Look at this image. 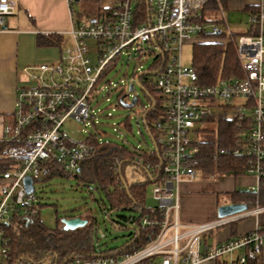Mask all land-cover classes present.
I'll list each match as a JSON object with an SVG mask.
<instances>
[{
	"label": "built area",
	"instance_id": "1",
	"mask_svg": "<svg viewBox=\"0 0 264 264\" xmlns=\"http://www.w3.org/2000/svg\"><path fill=\"white\" fill-rule=\"evenodd\" d=\"M67 1L73 11L79 0ZM210 1L214 0H148L149 19L138 25L135 0H119L111 12L99 18L76 19L72 45L63 49L58 61L21 70L23 83L17 92L14 122L4 130V141L11 145L4 148L2 155L14 166L0 173V261L7 254L5 225L15 218L30 222L40 214L35 185L42 178L45 163L55 161L73 173L92 154L86 140L66 137L63 125L70 119L80 122L92 118L91 97L101 74L125 50L133 49L142 55L152 54L164 66L156 80L166 101L165 118L156 125L162 174L154 178L153 184V199L163 212V221L156 223L159 230H152L149 243L143 247L131 251L124 246L109 249L97 241L90 255L71 258L64 264H202L236 252L240 255L226 264H245L263 252L259 215L264 213V206L200 224L183 223L179 218V186L200 176L195 169L200 133L207 129L206 125H217L221 115L239 122L250 119L247 135L251 144H245L244 149L252 157L248 175L255 177L257 184L248 191L258 193L264 177V0H258L260 14L249 15L250 23L259 24L260 35L241 36L237 41L246 77L219 80L208 86L201 85L192 66L183 65L181 49L186 41L199 39L207 32L232 36L225 27L222 9L221 23L203 22L201 11ZM17 8L16 0H0V28ZM91 40L97 44L96 65L90 57ZM211 115L216 118L213 123L208 122ZM234 152L240 154L241 150ZM26 177L33 180L32 193L26 192ZM249 217L257 220L253 231L203 250L206 234ZM143 224L153 227L155 223L145 218Z\"/></svg>",
	"mask_w": 264,
	"mask_h": 264
},
{
	"label": "trees",
	"instance_id": "2",
	"mask_svg": "<svg viewBox=\"0 0 264 264\" xmlns=\"http://www.w3.org/2000/svg\"><path fill=\"white\" fill-rule=\"evenodd\" d=\"M74 5L76 6L77 2ZM134 6L137 24L143 25L149 19L148 0H135ZM228 6L229 0L210 1L202 8L203 22L221 23L220 9L225 11L229 8ZM243 11L248 12L249 15H259L260 4H247ZM108 12H111V8H98L94 12L84 10L79 12L78 16L82 18L91 13L99 18ZM259 35L258 23H250L246 32L233 33L230 37L223 33L207 32L202 34L199 41L193 44L192 59V67L197 73L201 85H213L219 80L244 79L246 73L237 54V41L241 36L256 37ZM63 44L64 38L61 35L40 34L37 36L39 47H62ZM110 65L101 76L107 73ZM163 67L162 61L158 63L155 59L154 64L147 72L137 75V80L148 102L145 105L140 100L143 107L142 123L152 139L154 144L152 148L129 147L125 143L119 144L89 135L86 142L90 144L93 151L82 162L80 170L73 173L67 172L55 161H48L42 169V177L45 179L71 175L81 184L93 186L101 191L108 202L104 203L107 216H110L114 211L138 213V218L129 220L123 217L133 226V232L123 245L129 251L148 244V235L153 229L156 233L159 230L156 223L160 224L163 221L161 209L157 206H148L146 197L147 189L154 184V178L159 174L162 162L158 146L159 129L156 125L165 118L166 101L157 87L154 77L158 76ZM123 94L122 90L120 96ZM138 101H135L133 105L138 104ZM215 120V116L211 115L208 122L213 123ZM126 122L128 123V118ZM250 123V119L239 122L221 115L216 128H207L201 131L205 133L206 138L198 144L199 152L196 156L195 169L204 179H210L217 173L234 177L248 175L252 157L247 154L244 148L245 144H251L247 135L251 128ZM243 133L245 134L243 135ZM10 145L9 142L0 141V173L10 170L14 166L13 161L2 155L4 148ZM236 149H240L241 153L235 154ZM222 151L225 152L221 153ZM161 174H159L160 177ZM229 198L231 203L246 204L250 209L264 206V177L261 179V189L258 193L236 190L229 193ZM81 218L88 220V224L74 231H65L61 220L55 229H50L43 224L39 215L30 222L22 218L13 219L5 225L4 239H8V242L4 246L7 249V254L2 258L0 264H44L46 262L64 264L71 258L90 255L99 241V231L91 216ZM145 218L156 225L154 224L153 227L144 226ZM259 225L264 232V213L259 215ZM245 264H264V250L256 258L247 260Z\"/></svg>",
	"mask_w": 264,
	"mask_h": 264
},
{
	"label": "rangeland",
	"instance_id": "3",
	"mask_svg": "<svg viewBox=\"0 0 264 264\" xmlns=\"http://www.w3.org/2000/svg\"><path fill=\"white\" fill-rule=\"evenodd\" d=\"M84 10L95 11L94 6L82 1L76 6V15ZM93 15L95 14L82 15V19L90 21L92 18H97V16ZM223 15L225 27L228 26L232 33H243L250 27V16L246 11L228 8L223 12ZM221 28H223L222 25ZM197 41H199L197 38L188 40L181 49L182 63L185 67L192 66L193 44ZM71 45L72 43L67 47ZM88 45L91 47L90 57L92 64L96 65L98 62L97 44L91 40ZM154 61L155 56L152 54L142 55L137 49L125 50L122 55L112 62L107 73L100 77L95 87L91 97L90 111L92 118L80 122L73 119L67 120L62 128L65 136L73 141H83L89 135H94L102 140H109L119 144L125 143L129 147L152 148L154 144L142 123L143 107L140 104V100L145 105L148 102L136 80L137 75L147 72L154 64ZM154 80H157L156 76ZM132 84L134 89L130 90V85ZM122 90L124 94L120 96ZM135 101H138V104L133 105ZM127 118L128 123L126 122ZM206 127L214 129L216 125L209 124ZM204 134L200 133L202 139L206 138ZM219 176L222 177L221 174H215V180ZM198 178H200L199 175ZM245 188L246 186L242 189ZM35 193L40 203V220L46 227L55 229L59 224V220L65 217L91 216L96 222V227L99 231V241L104 248L122 247L133 232L132 224L124 220L123 217L129 220L130 218L139 217V214L133 211H114L110 216H107L104 203L108 202L103 193L93 186L81 184L78 179L71 175L54 176L50 179L42 177L35 185ZM146 197L148 206L154 207L157 205L153 199V184L148 187ZM229 201V195L226 193H221L218 197L219 205L227 204ZM248 222L253 223V218L249 217L237 221V230L241 233L247 231L241 226ZM232 225L230 224L210 232V236L206 239L207 245L211 246L214 244L217 232L223 230L227 232ZM49 263L46 262L44 264ZM156 264L159 263L157 262Z\"/></svg>",
	"mask_w": 264,
	"mask_h": 264
},
{
	"label": "crops",
	"instance_id": "4",
	"mask_svg": "<svg viewBox=\"0 0 264 264\" xmlns=\"http://www.w3.org/2000/svg\"><path fill=\"white\" fill-rule=\"evenodd\" d=\"M16 1L18 3L16 13L8 17L5 26L0 28V141L5 140V126L14 122L17 92L23 83L19 75L21 70L59 60L63 49L73 42L71 31L75 20L82 19L76 15V6L79 3L86 1V4L94 6V10H97L111 8L119 0H79L73 11L67 0ZM251 3L259 4L258 1L251 0H229L228 7L243 11L244 7ZM40 34L61 35L64 44L62 47H39L37 36ZM199 177L180 184L179 218L183 223L200 224L215 220L218 218L217 208L220 206L218 197L221 193L229 195L236 190H249L257 184V179L249 175L239 177L222 175L216 180L215 177L210 179H204L201 175ZM245 186L246 188L242 189ZM251 218L253 223L248 222L241 226L247 231L241 233L236 228V222L232 223L227 232L223 230L216 233L214 244L211 246L207 245L206 240L210 233L206 234L203 250H211L231 238L253 231L257 226V220ZM239 255L240 253L236 252L217 261L208 260L202 264H226Z\"/></svg>",
	"mask_w": 264,
	"mask_h": 264
},
{
	"label": "water",
	"instance_id": "5",
	"mask_svg": "<svg viewBox=\"0 0 264 264\" xmlns=\"http://www.w3.org/2000/svg\"><path fill=\"white\" fill-rule=\"evenodd\" d=\"M136 83L141 88V85L139 84L138 80H136ZM134 86L133 84L130 85V90H133ZM24 186L27 193H32L34 191V183L32 178L26 177L24 179ZM248 205L246 204H237V203H227L218 206L217 208V217L222 219L234 215H238L240 213H243L248 210ZM61 223L63 225V229L65 231H74L79 228H83L88 224V220L82 219L81 217H65L62 218Z\"/></svg>",
	"mask_w": 264,
	"mask_h": 264
}]
</instances>
